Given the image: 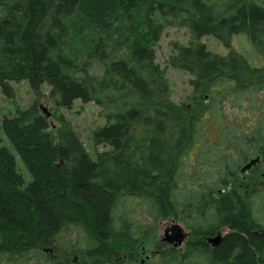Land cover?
<instances>
[{"label":"trees","instance_id":"trees-1","mask_svg":"<svg viewBox=\"0 0 264 264\" xmlns=\"http://www.w3.org/2000/svg\"><path fill=\"white\" fill-rule=\"evenodd\" d=\"M84 4L91 35L76 50L73 20ZM116 22L123 31L107 32ZM168 26L190 32L168 62L190 74L191 105L174 101L157 60ZM242 32L264 59L261 0H0L3 91L12 96L10 82L26 80L38 91L47 83L56 110L95 102L106 122L93 140L108 146L91 156L72 122L55 113L54 124L37 100L4 118L32 177L26 182L0 146V261L135 264L137 246L171 217L194 238L177 246L163 239L148 264H264L263 112L250 117V131L226 121L219 142L207 137L190 157L207 114L220 120L231 99L264 94V65L232 46ZM208 35L228 53L210 50L201 40Z\"/></svg>","mask_w":264,"mask_h":264},{"label":"rangeland","instance_id":"rangeland-1","mask_svg":"<svg viewBox=\"0 0 264 264\" xmlns=\"http://www.w3.org/2000/svg\"><path fill=\"white\" fill-rule=\"evenodd\" d=\"M261 1L264 3V0ZM89 5L90 4H84L73 20V48L76 50H80L82 46L90 40V27H92V22L89 18V16H91L89 14V11L91 10ZM120 14L121 12H118L115 14V17H111V20H116V17ZM135 15L138 16L139 14ZM123 23L116 22L106 31L109 32L113 30L114 34L117 35L118 31H123ZM190 40V32L187 27L168 26L163 31L160 40L155 46L158 62L167 69L172 98L178 103L185 102L188 105H191L192 102L190 99V95L192 93V85L190 83L191 76L185 70L171 66L168 59L175 52V42L188 44ZM201 40L205 42L208 48L214 52L221 54L228 53V49L224 46V44L214 36H204ZM232 46L236 51L243 53L251 65H264L262 55L256 50L254 44H252L251 40H249L246 33L242 32L241 34H234L232 37ZM10 84L14 89V94L12 96L6 94L0 84V146L8 147L15 155L17 170L23 174L26 182H28L32 176L20 153L15 148L8 133L6 132L3 120L6 117H14L16 115L17 108L26 109L36 100L40 104L41 112L47 115V117H50V120L53 121L54 124H56V120L52 118L55 113H62L66 119L72 122L79 140L91 156L96 157L98 152L107 149L108 146L102 144L97 145L93 140L94 129L106 122V119L100 113V107L95 102L91 101L85 103L80 99H77L71 108H61L56 110L53 109L54 104L48 99L50 87L47 83L42 84L39 91L31 87L29 82L26 80L19 82L11 81ZM43 108H46L47 112L44 111ZM261 112L264 114V94H255V100L253 102L248 98H244V100L240 101V103H236L234 99H231L228 104H225V113L224 116H222L223 118L220 120H218L217 117H215V120H212L209 118L210 115L207 114L204 117V119H207L204 125L205 134L204 136L202 135L203 137L200 138L201 140L191 149L190 157L195 158L204 143V139L207 137L210 142H219L218 133L220 130L225 132V128L228 127H225L226 121L233 125H237L241 130L250 131L254 126V120L250 117L253 116V118L256 119ZM233 129L235 130V133H239V130H236V127H233ZM233 129H231L228 134L231 136V138H229L230 141H232L233 138L230 133L233 132ZM224 146L225 145L222 143V145H219V149H223ZM175 225L182 226V229L185 232V241L194 238L183 222L171 217L163 219L159 224L156 236L144 240L133 252L136 256L134 263L148 264L154 262L157 259L159 243L165 239L167 233H172L169 229ZM127 253L130 255L129 251ZM20 262L23 264V260ZM0 264L11 263L1 260Z\"/></svg>","mask_w":264,"mask_h":264},{"label":"water","instance_id":"water-1","mask_svg":"<svg viewBox=\"0 0 264 264\" xmlns=\"http://www.w3.org/2000/svg\"><path fill=\"white\" fill-rule=\"evenodd\" d=\"M43 109L47 112L46 108ZM253 163L254 161L250 162L247 167H250L251 165H253ZM169 230H171L172 233H167L165 239L170 242H175L176 246L182 244L185 237V232L183 231L182 227L180 225H175ZM222 237V234L218 233L216 236L210 237L209 241L216 245L222 240Z\"/></svg>","mask_w":264,"mask_h":264},{"label":"flooded vegetation","instance_id":"flooded-vegetation-1","mask_svg":"<svg viewBox=\"0 0 264 264\" xmlns=\"http://www.w3.org/2000/svg\"><path fill=\"white\" fill-rule=\"evenodd\" d=\"M252 161H254L253 165H255V164H257V162L259 161V158H257V159H253V160H251V162H252ZM253 165H251V166H253ZM251 166H250V167H251Z\"/></svg>","mask_w":264,"mask_h":264},{"label":"bare ground","instance_id":"bare-ground-1","mask_svg":"<svg viewBox=\"0 0 264 264\" xmlns=\"http://www.w3.org/2000/svg\"><path fill=\"white\" fill-rule=\"evenodd\" d=\"M49 113V112H48ZM47 116V115H46ZM50 118V117H49ZM182 227V226H181ZM168 231V230H167ZM188 233V232H187Z\"/></svg>","mask_w":264,"mask_h":264}]
</instances>
